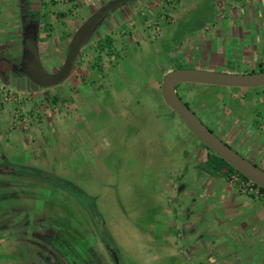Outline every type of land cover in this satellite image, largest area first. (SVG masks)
I'll return each instance as SVG.
<instances>
[{
	"label": "rangeland",
	"instance_id": "374dc122",
	"mask_svg": "<svg viewBox=\"0 0 264 264\" xmlns=\"http://www.w3.org/2000/svg\"><path fill=\"white\" fill-rule=\"evenodd\" d=\"M254 2L261 3L263 8L256 11L259 19H264V0H193L183 7L173 6L162 13L168 15V22L145 28L147 50L142 53L138 46L119 51V68L109 76L100 77L95 71L99 70L98 61L90 62L93 78H77L73 98H63L65 107L55 108L54 121L39 125L37 134L35 123L26 134L19 131L28 139V145L15 161L23 160L26 154L30 160L26 169L40 170L42 182L32 178L26 169L16 167L14 173L2 170L6 166L0 146V264H189L181 254L164 262L168 252L157 245L162 244L159 240L175 236L173 230L159 225L175 216L173 186L181 183L185 173H193L186 156L192 157L191 146L183 149L179 140L193 135L162 104L160 89L159 93L152 91L150 76L156 66L164 68L166 63L173 69L185 62L218 71L220 67L214 63L246 61L245 53L229 37L217 55L201 57L192 46L198 45L194 43L197 32L205 34L221 27L228 18L229 5L234 8L237 28L245 23L257 32L256 11L244 16ZM32 8H26L30 18L42 16L45 26L52 23L48 41L54 42L56 49L47 44L41 60L43 68L54 72L62 64L76 17L61 13L56 19L46 18L47 8L40 12ZM156 22H160L158 16L151 24ZM122 30L126 31L124 27ZM255 38L261 39V34L257 32ZM261 51L264 52L255 46L248 55ZM92 53L85 48L82 60ZM93 79L96 83H92ZM159 80L155 76V81ZM56 86L45 89L52 95ZM175 91L210 126L201 117L207 118L201 107L214 99L212 95L230 99L248 91L261 95L264 86L240 89L178 84ZM52 104L58 106L56 101ZM180 144L182 148L178 149ZM230 147L240 152L231 144ZM192 179L187 177V183L191 184ZM57 182L68 183L69 189ZM194 182L193 186L198 184ZM177 219L180 215L176 212ZM102 237H106L114 254L103 244Z\"/></svg>",
	"mask_w": 264,
	"mask_h": 264
},
{
	"label": "crops",
	"instance_id": "0c3cea01",
	"mask_svg": "<svg viewBox=\"0 0 264 264\" xmlns=\"http://www.w3.org/2000/svg\"><path fill=\"white\" fill-rule=\"evenodd\" d=\"M67 1L0 0V99L5 103L3 107L0 100V146L6 166L2 170L8 173H14L16 167L26 169V165L29 166L30 163L26 154L23 160L15 161L17 155L22 156L19 152L24 151L28 145V139L20 135L19 131L26 134L31 123H35L34 130L37 134L39 125H48L54 121L56 109L65 107L63 98L67 95L73 98L77 78L88 76L93 78L90 73L92 71L90 62L98 61L99 70L96 68L95 71L103 79L106 78L118 67L119 51H125L127 48L134 49L138 46L142 53L147 50L149 39L144 35L145 25H150L158 16L160 22L159 24L156 22L153 26L159 27L162 21L169 20L168 15L162 13H166L173 6L183 7L193 0H170L161 8V0H148L153 2L152 8L133 5L122 9L118 13L122 22L117 21L118 23H113L112 27L107 25L108 28L101 33V36L107 40L103 52L97 49L90 58L85 60L79 58L78 64H74L64 82L56 86L57 91L54 90V93L49 95L48 89L35 86L18 71L21 28L24 20L30 17L26 8L33 7L32 9L39 12L47 8L46 18L56 19L61 13L65 16L73 17L74 15L76 17L72 21L74 29L81 15H86L89 10H93L106 0ZM148 1H141L140 4ZM261 8H263L261 3L254 2L248 7L244 16ZM233 9L231 5L227 6L228 18L218 29L216 27L209 33L194 34V43L198 45H193V50L200 53L201 57L205 54L217 55L222 50V46L227 44L226 38L229 37L236 45H239L247 60L231 65L214 63L213 65L220 67L218 71L247 73L250 70L254 72L259 67L264 69L263 51L255 56L248 55L255 46L264 50V19H259L257 10L255 13L257 21L254 23L257 26V32L261 34V39L256 40L257 32L250 29L248 24L243 23L241 27H236ZM33 19H36L35 21L40 25L39 32L36 31L37 52L39 62L44 67L41 58L42 54H46L45 51L48 50L47 44H51L56 49L55 43L48 41L52 23L45 26L42 16ZM123 27L127 32L122 30ZM41 45L44 46L43 49ZM233 49L234 47L231 50ZM178 59H181V55ZM180 63H182L181 68H195L191 64ZM165 65L164 68L156 66V70L150 76L149 84L153 92L159 93L160 89L161 93L162 76L173 69L170 63ZM236 67H246L249 70ZM202 69L214 71L212 67ZM155 76L160 78L159 82L155 81ZM94 80L92 83H96ZM102 82L105 85L106 82ZM212 97H214L213 100L205 101L204 106L201 107V111L207 117L204 119L201 115L203 120L209 123L215 134L238 148L245 159L264 170V92L261 95L255 93L253 95L248 91L241 93L239 98L233 99L214 95ZM55 101L57 107L52 104ZM73 108L74 105H71V110ZM22 122H25V129L20 126ZM33 136L35 135L31 134V137ZM179 140H182L183 149L191 146L189 149L192 157L188 154L186 156L189 157L193 173H185L181 183L173 186L176 202L172 213L175 216L159 225L175 233V236L170 239L159 240L162 244L157 245L168 252L163 258L164 262L168 263L170 257L181 254L188 258L189 264H264V200L241 195L228 186L225 181L228 174L226 168L218 160L219 158L210 153L194 136L191 138L184 135ZM182 144L178 145V149L182 148ZM206 168L212 169V172L206 171ZM31 177L37 179L34 176ZM187 177L193 178L191 184L190 181L187 183ZM38 180L41 181V179ZM195 180L198 184L193 186ZM176 212L179 213L180 219L175 220Z\"/></svg>",
	"mask_w": 264,
	"mask_h": 264
},
{
	"label": "water",
	"instance_id": "95a60500",
	"mask_svg": "<svg viewBox=\"0 0 264 264\" xmlns=\"http://www.w3.org/2000/svg\"><path fill=\"white\" fill-rule=\"evenodd\" d=\"M128 1L130 0H110L89 16L72 35L62 64L54 72L45 71L39 62L36 30L23 32L19 73L40 88H49L60 84L70 74L80 48L86 43L103 16ZM29 23L37 24V21L31 20ZM178 84H197L220 88H258L264 86V70L232 73L189 67L177 68L165 73L160 84L162 102L178 116L190 133L230 168L264 190V170L242 157L216 136L177 96L175 87Z\"/></svg>",
	"mask_w": 264,
	"mask_h": 264
},
{
	"label": "flooded vegetation",
	"instance_id": "af4514ba",
	"mask_svg": "<svg viewBox=\"0 0 264 264\" xmlns=\"http://www.w3.org/2000/svg\"><path fill=\"white\" fill-rule=\"evenodd\" d=\"M108 1L110 0H106L104 1L103 3L99 4V6H96L95 8H93V10H89L87 12L86 15H81V17L78 19L75 27H74V31H73V34L74 32L77 30L78 27H80L82 25V23L89 17L91 16L100 6L104 5L105 3H107ZM141 1L143 2V0H131L130 3H126L128 4V7L126 6V4H121L120 6L116 7L115 9L107 12L101 22L95 27L94 31L91 33V35L89 36V38L87 39L86 43L80 48L76 58H75V61L73 63V66L74 64H78V59L79 58H82V52L85 48H87V50L89 51H92L93 53H96L97 52V49L98 50H101L103 52L104 50V47H106L105 43L107 42V40L101 36V33H103V30L105 31L108 26L107 25H110L111 27L114 25L113 23H118L119 21L122 22L121 20V17L120 15L118 14L119 11H121L122 9L124 8H129L130 6H140L142 5V7H145V8H152L153 6V2L151 3V1H148L147 3H141ZM162 4H160V8L163 6L164 3H169L170 0H161ZM155 5V4H154ZM155 17V16H153ZM31 20H36V19H33V18H30V17H27L24 22H23V25H22V28H21V36H22V33H27L28 31L30 30H36L37 32H39L40 30V25L39 24H34V23H29V21ZM118 21V22H117ZM150 26V27H149ZM153 27L152 24L150 25H145V28H151ZM111 29V28H110ZM81 55V56H80ZM72 66V67H73ZM181 68V67H179ZM186 68V67H185ZM46 70V68H44ZM47 72H49L48 70H46ZM56 71V70H55ZM207 126V125H206ZM214 134V130L211 129V126H207ZM190 132V131H189ZM217 135V134H215ZM219 136V135H217ZM219 138L227 145L230 146V142H228L227 140L225 139H222L220 136ZM237 152V151H236ZM238 153V152H237ZM241 155V153H238ZM242 156V155H241ZM243 157V156H242Z\"/></svg>",
	"mask_w": 264,
	"mask_h": 264
},
{
	"label": "built area",
	"instance_id": "2783aa9c",
	"mask_svg": "<svg viewBox=\"0 0 264 264\" xmlns=\"http://www.w3.org/2000/svg\"><path fill=\"white\" fill-rule=\"evenodd\" d=\"M63 1L68 2L67 0ZM20 126L25 129V122H22ZM225 181L228 186L235 189L241 195L253 196L264 200V191H262L263 189L245 179L235 170L232 172H228Z\"/></svg>",
	"mask_w": 264,
	"mask_h": 264
},
{
	"label": "trees",
	"instance_id": "16d2710c",
	"mask_svg": "<svg viewBox=\"0 0 264 264\" xmlns=\"http://www.w3.org/2000/svg\"><path fill=\"white\" fill-rule=\"evenodd\" d=\"M262 70H264V69H262V68H258L256 71H262ZM249 72H253V71H249ZM185 103V102H184ZM187 106H188V104L187 103H185ZM209 151V150H208ZM210 153H212L211 151H209ZM220 162H221V164L226 168V170H227V172H232V171H234L232 168H230L227 164H225L222 160H220V159H218ZM26 171H28L29 173H30V175L31 176H34V177H36V178H39V179H43V177H44V175L41 173V171H39V170H35V169H26ZM57 181V180H56ZM57 184H61V187H63V188H68L69 189V184L68 183H65V182H61V183H59V182H57ZM262 191H264V190H262ZM105 242H104V241ZM102 242H103V244L105 243H107L106 242V237H102ZM106 248H108V249H110V247L106 244ZM111 251H112V253L114 252V250L113 249H110ZM114 254V253H113Z\"/></svg>",
	"mask_w": 264,
	"mask_h": 264
}]
</instances>
